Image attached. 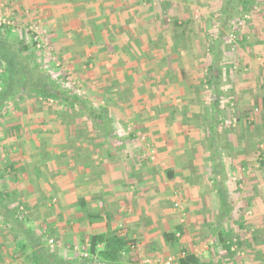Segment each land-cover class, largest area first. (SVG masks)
<instances>
[{"label": "crops", "instance_id": "obj_1", "mask_svg": "<svg viewBox=\"0 0 264 264\" xmlns=\"http://www.w3.org/2000/svg\"><path fill=\"white\" fill-rule=\"evenodd\" d=\"M0 1L19 2L25 9L24 14L31 11L30 22L42 20L43 23L45 20L52 33L59 35L55 40H67L64 46L74 47L75 52L79 49L76 37L82 35L84 27L97 28L98 22L103 25V18L108 19L110 14L109 0H93L99 3L94 7L83 4L89 0ZM121 1L120 6L125 4L124 0ZM145 3L149 8L150 0L135 2L139 9L134 10L133 37L125 20L117 23L119 34L128 36H121L113 47L118 66L116 80L122 87L117 97L126 99L125 108L91 107L102 111L103 122L100 125L87 116L74 113L78 118L75 131L56 140L43 134L46 122L42 120L43 116L41 119L40 111L34 112L36 115L30 116V120L26 119L23 124H0L3 126L0 146H4L6 141L11 146L8 147V172L11 173H0V264H101L89 251L87 258H81L78 251L89 243V237L102 234H116L127 239L128 245L134 243V251L129 252L127 245L128 255L120 257L119 264H141L146 253L155 256L158 249L160 252L166 250L161 245L162 235L175 228L182 232L175 234L182 251L193 255L197 264H264V234L252 238L259 244L254 249L250 246L245 255L236 245L241 256H237L232 247L227 253L219 237L215 240L216 245L205 243L198 251L196 246L188 243L192 239L185 236L190 224L188 221L192 219L194 222L192 215L199 213V216H205L203 211L208 207L205 201L210 186L217 194L216 189L222 185L218 179L220 158L214 150L218 130L224 123L220 115L229 113L235 104L239 114L246 117L248 109L240 108L245 106L240 98H246L250 87L241 84L236 75L229 77V81L225 77L226 84L230 82L232 88L228 96L222 95L220 81L226 75V66L222 69L218 49H215V57L205 58L197 45L188 44L186 29L181 30L180 39H168L165 31L154 28L158 27V20L150 10V14H145L149 25L144 24L147 19L141 12V6ZM97 7L104 15L97 14ZM105 9L108 10L106 13ZM88 11L93 16L87 18L86 24ZM33 14L36 16L31 17ZM173 24L180 27L181 22ZM220 36L225 35L222 33ZM259 44L264 49L263 40ZM102 50L94 55L100 57L99 60L105 59L102 64L108 65L111 55ZM256 54L257 51L244 53V59L248 64H255L251 61L255 62L252 56ZM70 56L74 58L77 55L70 53ZM89 61L87 58L85 64L92 62ZM243 66L247 67L246 64ZM227 68L228 71L235 69L230 64ZM111 75L107 70L105 78ZM207 85L213 100L210 104L203 102V89ZM241 85L247 86L239 89ZM224 96L230 101L229 106L222 109ZM246 99L250 101L252 96ZM144 102L148 104L141 105ZM261 103L264 108V97ZM4 112L3 106L0 123L8 114ZM28 112L31 114L33 111ZM110 112L131 116L135 126H132L131 133H127V138L116 134L118 125L122 130L124 125L113 122ZM3 114H6L4 118ZM48 121L54 128L53 134L57 129L60 136L64 121L58 117L51 119V116ZM226 126L229 128V123ZM22 130V136L15 134L14 143L9 141L8 137L13 132ZM261 146L263 149L264 145ZM66 147L67 153H64ZM5 149L2 151L6 152ZM46 150L52 153L47 155ZM263 159L264 156L261 161ZM261 188L264 193V182ZM202 192L203 201L200 199ZM190 194L194 199H189ZM175 198L182 203L181 210L172 208ZM3 207H7L9 212H5ZM2 217L8 218V229L3 227ZM236 239L231 237L230 241L235 243ZM49 240L54 244L49 245ZM212 245L214 249L210 250ZM97 248L101 250L102 245ZM164 254L162 258H168Z\"/></svg>", "mask_w": 264, "mask_h": 264}, {"label": "rangeland", "instance_id": "obj_2", "mask_svg": "<svg viewBox=\"0 0 264 264\" xmlns=\"http://www.w3.org/2000/svg\"><path fill=\"white\" fill-rule=\"evenodd\" d=\"M124 1L125 4L121 6L119 3L122 2L121 0L119 2L117 0H109L107 2L110 13L108 19L104 17L103 20L105 21H103V25L98 22L97 28L92 26L87 27V25L84 27V31L81 33L82 35H77L76 37L77 43L79 42V49L76 52L74 47H69L68 44L64 46L67 40L61 42L55 40L59 35L52 33V28L48 27L45 20L43 23L42 20L30 22L31 11L29 10V14H24L25 9L20 7L19 2H12L11 4L0 1V21L10 25L12 27V35L19 40L22 39L29 46H31V43L29 42L30 35L26 32L27 29L32 26L37 27L40 32L44 31L42 37L45 41H43L41 48L37 51V59L39 65L45 70V74L54 80L59 79V83L63 84L64 87L70 85L73 92L84 97L92 107H117L119 109L118 107L127 106V104L125 103L126 99L117 97V92L122 87L120 84H117L116 80L118 66H116L117 59L114 57L116 56L114 54L116 50L113 47L118 42L117 39H120L121 36L122 38H127L128 36L119 34L117 23L125 20L126 25H128V30L131 33L133 25L135 24V21H133V15L136 14L134 10L136 12L139 9L135 2L142 0ZM226 3L227 0H150V7L148 8L146 6L148 3H145L144 6H141V12H144L145 15L150 10L152 12L151 14H156L158 27L154 28L165 31L168 39L172 38V41L178 38L180 39L181 30L186 29L189 38L188 44L193 46L197 45L199 51L203 53L205 58L212 59L215 57V49H218L217 51L221 55L220 59H222V69L226 66L224 69L226 75L222 76L223 80L220 81L222 95L227 94L228 96L229 89L232 88L229 85L230 82L228 85L226 84L225 77L229 81V77L236 75L240 79L241 84H248V87H250V92L247 91L246 98L251 95L252 99L248 101L244 97L240 98V102L245 103V106H241L240 108L248 109L245 112L246 117L243 116L244 114H239L240 110L236 108L235 104L232 109L230 108L229 113L224 112L220 115L224 123L218 130L214 150L220 158L218 163L220 165V175L218 179L222 184L220 187L224 190L225 202L221 203L219 201L216 192L212 191V186H210L211 188L208 191L209 196L207 201H205L208 207L203 211L205 216H199V213L195 216L192 215L194 222L189 218L191 220L188 221L190 224L187 227L188 230H186L187 235H185L192 239L188 243L191 246H196L198 251L204 247L205 243H214L213 245H216L215 242L217 241L216 239L219 233H222L224 236L228 235L229 237L239 238L242 242V246L239 249L245 255L250 246L254 249V246L259 244L253 239L259 238V236L264 234L261 227V224L264 223V193L261 191L262 182H264L262 181L264 180V159L259 165L260 151L262 150L261 145H264V108L261 103V99L264 97V49L261 48L262 44H259L263 40L264 45V0H255L251 10L242 19L238 6H234V2L231 3L232 7L230 9L227 8L231 16L227 23L223 25L222 22L225 18L223 12ZM83 4L91 7L99 5V3L93 0L85 1ZM100 9L98 8L97 14L99 12L102 15L104 12L99 11ZM108 10L105 9V13ZM87 13L85 18L86 24L87 18L93 16L92 12L90 13L88 11ZM24 16L29 17L24 19ZM34 16L36 15L33 14L31 17ZM145 19H147V16ZM178 21L181 22L180 27L173 24ZM145 23L149 25V19L145 20ZM238 23H240V28H237ZM79 28L81 29V27ZM233 29L235 30V39L231 43V46H229L227 35ZM222 33H224V37L220 36ZM131 36L133 37L132 33ZM100 49H103L102 51H106L111 55L108 60V65L102 64V60L105 61V59L99 60L100 57L94 55ZM255 51L258 54L255 56L251 55L252 59L254 58L255 60V62H251L255 64H248L247 59H244V53H253ZM70 53L77 56L72 58ZM87 58L90 61L92 60V62L86 65ZM111 60L112 63L110 62ZM229 64L235 67V69L228 71L227 67ZM244 64L247 67H244ZM107 70L112 75L105 78ZM243 77L247 80L244 79V81H241ZM222 86L225 87L222 88ZM245 86L247 85H241L238 88L241 89L240 87ZM1 87L0 80V89ZM203 90L204 104L212 103L213 100L209 92V85ZM129 99L130 103H132L133 100L131 101L130 97ZM229 101L230 99H227L225 96L222 98V109L225 105L229 106ZM145 104L147 105L148 103L144 102L141 105ZM4 108V113L8 112V114L7 116L3 114V118L4 116L5 118L0 123L1 125L4 122H20L23 124L30 116L33 117L34 112L40 111L42 113L41 119L43 116L42 120L46 122L44 124L46 130L43 134L47 135V138L54 140L61 136H68L71 132L75 131V121L78 119L75 118L76 115L74 113L68 114L67 110L59 104L35 99L34 97L21 93L15 99H5ZM233 108L236 109L234 110ZM28 110H32L33 112L30 114ZM109 111H111L110 108ZM50 116L51 119L52 117H58L60 121H64V124L60 127V136H58L57 129H55V134H53L54 128L48 121ZM109 116L113 122L123 123L120 125H124V130H122V126L119 127L118 125L115 131L117 135H124L123 137L127 138V135L132 131V126H135L133 125L134 122L132 123L131 116L122 113L114 114L112 112L109 113ZM227 123H229V128L226 126ZM1 127L0 130H2ZM127 127H130V129L126 130ZM81 132L84 133V130H81ZM22 133L24 134V130L21 132H13L8 137L10 139L9 141L14 143L18 136H22ZM83 133H81L82 136H84ZM215 133L217 135V131ZM15 134L17 135L16 138ZM4 146H0V173L8 174L11 173V171L8 172V147L11 148V146H9L8 141H6ZM3 149L6 152H3ZM63 152L67 153V147ZM50 153L46 150L47 155H50ZM214 164L212 163V165ZM213 175L214 177L217 176V174ZM2 182H5V179ZM191 187L192 185L189 186L190 189ZM203 192L200 193V199L202 201ZM189 199L194 198L191 196ZM166 209L168 210L167 205ZM226 232L228 234H225ZM161 245L166 250L160 252L158 249L156 255L161 256L162 253H165L164 255L166 257H176L182 252L177 245L169 246L166 244L163 238ZM213 245L210 250L214 249ZM146 255V257L154 256L150 252L146 253Z\"/></svg>", "mask_w": 264, "mask_h": 264}, {"label": "trees", "instance_id": "obj_3", "mask_svg": "<svg viewBox=\"0 0 264 264\" xmlns=\"http://www.w3.org/2000/svg\"><path fill=\"white\" fill-rule=\"evenodd\" d=\"M255 0H227L224 7V21L222 24H226L229 20L231 13L227 11V8H231V3H235L234 6H238L241 19L247 14L252 7ZM234 8V7H233ZM38 49L35 48V44L31 46L27 45L22 39L19 40L12 35V27L10 25L0 23V109L4 106L5 99H15L20 93L34 97L35 99H41L42 101H51L55 104L63 106L67 111L70 110L73 113L81 116H87L92 119L94 123L100 125L103 122L102 111H95L91 109V105L88 101L76 93L73 92L70 85L64 87L59 83V79L54 80L45 74V70L38 62ZM213 75H210V78ZM264 156V148L260 151V158ZM261 159L259 165L261 164ZM218 197L221 203L225 202L224 190L222 187L216 189ZM5 212H9L7 207ZM2 209V211H4ZM1 214V212H0ZM11 214L15 215L14 212ZM3 218V217H2ZM5 229H8V218H3L1 221ZM239 227H241L239 225ZM176 233L181 234L179 228H175L169 233L162 235L163 240L169 246L177 245L179 248L178 238ZM225 234H228L226 232ZM219 241L222 243L223 249L229 253L230 248L235 244L240 248L242 242L237 238L235 243L230 241L231 237L224 236L222 233L218 234ZM229 237V238H228ZM89 252L92 255H96L101 264H119L120 252L126 251L128 241L116 234L112 235H93L89 237ZM102 245V249L98 250V246ZM180 250H183L182 248ZM184 257L178 259L177 264H197V259L190 254H186ZM131 256V255H130Z\"/></svg>", "mask_w": 264, "mask_h": 264}, {"label": "built area", "instance_id": "obj_4", "mask_svg": "<svg viewBox=\"0 0 264 264\" xmlns=\"http://www.w3.org/2000/svg\"><path fill=\"white\" fill-rule=\"evenodd\" d=\"M245 17V16H244ZM0 23H2L0 21ZM237 28H240V23L237 24ZM27 33H29L30 35V43L31 44H35V48L39 49L41 48L43 41H45V39L42 37L43 32H40V30L37 29V27H29L26 31ZM235 30L233 29L228 35H227V42L229 44V46H231V43L234 42L235 39ZM46 44V43H44ZM44 47V45H43ZM172 208L174 210H181L183 208V205L180 201H178L177 198H175L171 204ZM49 245H53L54 241L53 240H49L48 241ZM89 243H85L83 247H81L79 249V255L81 258H87L88 257V251H89ZM128 251L129 252H133L135 249V245L134 243H130L128 245ZM232 251H234L236 253L237 256H241V253L237 250L236 245L234 244L231 248ZM128 251H121L120 252V257H126L128 255ZM184 257V253L181 252L179 253L176 257H168L166 259L160 257L159 255H155L152 257H144L140 263L141 264H176V262L178 261V259L183 258Z\"/></svg>", "mask_w": 264, "mask_h": 264}]
</instances>
